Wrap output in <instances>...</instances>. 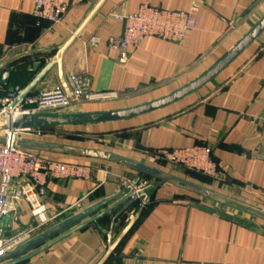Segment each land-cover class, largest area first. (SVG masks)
Instances as JSON below:
<instances>
[{
  "label": "crops",
  "instance_id": "1",
  "mask_svg": "<svg viewBox=\"0 0 264 264\" xmlns=\"http://www.w3.org/2000/svg\"><path fill=\"white\" fill-rule=\"evenodd\" d=\"M97 2L85 0L72 6L59 24H52L35 16L34 0H0V64H4L0 74L3 77L4 73H10L7 84L2 83L1 95L15 86H28ZM142 3L168 10L188 11L195 7L199 24L179 42L148 37L138 47H129L128 58L121 61L120 50L108 47L109 38L120 36L124 30V22L113 14L134 13ZM263 17L264 0H105L63 53L62 71L65 79L85 72L93 92H116L118 97L72 104L69 109L74 111L64 113L122 110L171 94L208 71ZM57 86L61 82L55 66L29 94ZM263 115L264 31L214 78L169 106L126 120L63 125L124 123L122 127L130 129L136 139H127L121 150L47 138L46 134L62 126L37 129L40 134L34 130L22 135L116 152L170 173L160 163L157 150L207 143L220 165V176L213 180L217 190L264 208V121L260 119ZM35 152L60 161L91 164L92 176L87 180L49 179L42 200L45 205L42 220L31 215L26 202L19 201L6 214L8 218L0 222L1 238L5 241L29 233L15 247L20 246L83 210L115 197L97 212L19 256L115 206L97 221L16 263L96 264L107 249L113 218L125 204H119L124 191L121 177L135 178L137 172L109 161ZM142 178L153 183L150 177ZM142 203L143 198H138L115 219L112 240ZM105 264H264V221L241 218L165 183L151 194L137 222Z\"/></svg>",
  "mask_w": 264,
  "mask_h": 264
},
{
  "label": "built area",
  "instance_id": "2",
  "mask_svg": "<svg viewBox=\"0 0 264 264\" xmlns=\"http://www.w3.org/2000/svg\"><path fill=\"white\" fill-rule=\"evenodd\" d=\"M85 0H34L36 17L59 24L67 10ZM196 8L191 10H168L142 3L139 9L129 14H113L124 22V30L120 36H111L108 47L120 50V60L128 58V48L138 47L148 37H158L172 42L183 40L187 32L195 29L200 21ZM92 43L94 38L90 40ZM70 95L62 86L43 90L37 94H27L15 112L36 110L55 111L66 107L81 98L87 100L111 99L118 97L116 92H93L87 73L72 74L66 78ZM23 88L15 86L7 93L3 91L2 75L0 74V112L6 110L19 96ZM264 121V115L261 118ZM30 131L27 133H32ZM38 134L41 131L36 130ZM158 157L168 163L181 165L185 168L217 179L220 176V165L212 155V148L207 143L191 147L159 149ZM94 166L75 162L60 161L41 155L40 153L0 146V222L4 215L13 210L19 201L26 202L31 215L42 220L45 212L43 197L46 195V184L49 179L87 180L92 176ZM133 179L121 177L124 190L137 192L150 185L144 178L133 185ZM29 236V233L18 234L4 241L0 231V256H3Z\"/></svg>",
  "mask_w": 264,
  "mask_h": 264
},
{
  "label": "water",
  "instance_id": "3",
  "mask_svg": "<svg viewBox=\"0 0 264 264\" xmlns=\"http://www.w3.org/2000/svg\"><path fill=\"white\" fill-rule=\"evenodd\" d=\"M105 0H98L91 12L82 22V24L77 28V30L72 34V36L60 47L58 48L56 54L48 62L41 71L33 78V80L23 88L19 96L9 105V107L0 112V146H10L13 148H21L29 151H41L55 154H63L68 156L76 157H86L93 158L103 161H109L125 168L131 169L137 172V176L133 179V185H136L142 177L147 176L153 180L149 186L133 192L131 189L124 190L121 192L123 198L120 203H124V206L115 214L111 230L108 232L107 249L103 256L96 264H105L117 245L125 237V235L133 228L137 222L144 204H146L150 198L151 194L162 184L168 183L176 186L180 189L193 193L203 199L210 201L214 204L228 208L236 212L243 213L251 218L264 221V208L248 203L246 201L240 200L234 196L226 194L224 192L218 191L216 189L210 188L208 186L202 185L198 182L192 181L190 179L181 177L179 175L170 173L163 169L151 166L144 162L129 158L127 156L118 154L116 152L102 150L98 148L82 147L77 145L49 142L39 139L28 138L23 136V133L34 131L41 128H50L63 125H78V124H88V123H100V122H112L126 120L141 116L158 109L169 106L176 101L182 99L183 97L195 92L201 88L204 84L214 78L220 71H222L229 63H231L246 47H248L257 37L264 31V17L260 20L258 24L248 32L223 58H221L215 65H213L208 71L202 74L200 77L185 85L184 87L168 94L162 98L137 105L134 107L114 110V111H101V112H91V113H58V112H15V108L20 104L23 98L29 94L34 86L40 82L47 73L57 66L59 79L61 86L70 95V90L67 85L66 79L62 71V55L65 50L73 43L76 37L80 34L85 25L89 22L92 16L100 8ZM4 67V64H0V68ZM10 73H4L2 77V83L7 84ZM143 198V203L140 209L130 216L129 222L119 234V236L112 240V227L114 225L115 219L127 211L132 204L138 199ZM114 198L106 199L92 207H89L82 212L64 220L63 222L53 226L40 236L31 239L28 242L21 244L10 250L3 256H0V264H16L25 261L34 255L46 250L52 244L65 237L69 233L78 230L89 223L95 222L112 210L115 206H111L92 218L81 222L76 227L68 230L56 239L44 244L43 246L37 248L36 250L29 252L23 256H19L26 251L32 249L41 242L49 239L50 237L61 233L65 229L71 227L72 225L79 223L89 215L97 212L102 207L110 203ZM8 218L7 215L3 216V220Z\"/></svg>",
  "mask_w": 264,
  "mask_h": 264
},
{
  "label": "rangeland",
  "instance_id": "4",
  "mask_svg": "<svg viewBox=\"0 0 264 264\" xmlns=\"http://www.w3.org/2000/svg\"><path fill=\"white\" fill-rule=\"evenodd\" d=\"M117 98V97H116ZM101 100V99H100ZM103 100V99H102ZM99 100H87L84 98H81L77 101L71 102L69 105H67L64 108H61L60 113L64 112H73L74 110L69 109L72 104H83L85 102H98ZM122 124H112V125H106V124H99V125H87V126H81V127H60L52 132H49L46 134L47 138H50L54 141L59 142H65V143H75V144H82L87 146H93L98 148H104V149H117L121 150L126 140L129 139L135 140L131 135L130 129L127 127H122ZM124 150V149H123ZM160 163L164 164V167L168 170H170L172 173L178 174L181 177L191 179L193 181H196L198 183H201L202 185L208 186L210 188L217 190V184L215 182L208 180L205 176H203L202 173L191 170L189 168H185L181 165H177L174 163H168L163 160H159ZM168 163V164H166ZM217 187V188H216ZM219 208L226 210L227 212H233L239 217H248L247 215L236 212L233 210H229L226 207L217 205ZM253 219V218H252Z\"/></svg>",
  "mask_w": 264,
  "mask_h": 264
}]
</instances>
